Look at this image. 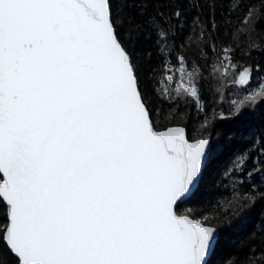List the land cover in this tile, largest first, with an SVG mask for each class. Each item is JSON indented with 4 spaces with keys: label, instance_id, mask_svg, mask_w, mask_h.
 I'll return each instance as SVG.
<instances>
[{
    "label": "snow or ice",
    "instance_id": "1",
    "mask_svg": "<svg viewBox=\"0 0 264 264\" xmlns=\"http://www.w3.org/2000/svg\"><path fill=\"white\" fill-rule=\"evenodd\" d=\"M0 0V240L13 264H212L221 235L264 201V130L217 168L188 113L231 81L243 117L264 104V65L242 64L264 30V0ZM199 6V5H198ZM142 46L144 70L136 55ZM257 87L252 88L254 79ZM166 104L167 107L158 106ZM256 240L255 234L249 237ZM230 264H264L259 243Z\"/></svg>",
    "mask_w": 264,
    "mask_h": 264
},
{
    "label": "trees",
    "instance_id": "2",
    "mask_svg": "<svg viewBox=\"0 0 264 264\" xmlns=\"http://www.w3.org/2000/svg\"><path fill=\"white\" fill-rule=\"evenodd\" d=\"M253 3L259 5L260 0H253ZM184 7L188 10L190 16L199 13L203 18H207L211 13V8L204 0H190ZM227 11V0H218L215 6L217 19L220 18L222 12L227 13ZM251 43L264 46V30H258L255 36L252 37ZM136 55L143 69L147 70L149 62L147 53L142 46H137ZM240 62L242 64L259 63L264 65V53L253 50L250 57H245ZM257 80L258 78L253 80L252 88L257 87ZM216 87L217 85L213 82L212 91L207 94L203 111L197 112L193 105L183 108L189 116L186 127L194 138L201 135L197 129L205 122V119L209 121L208 130L203 132V136L211 138L212 165L199 188L198 196L203 203L187 205V207H198L205 214L213 212L214 206H210L208 202L216 193L223 190L222 187L217 188L212 182L216 169L227 164L232 153L239 151L247 144L250 130H264V104H259L255 110L248 108L243 117L237 118V115L230 114L232 102L243 100L247 95V91H241L238 86H234L231 81H228L221 89L220 94L216 95ZM158 106L167 107L166 104H158ZM230 219L232 224H239V226L228 229L224 223H216L221 235L212 258V264H230L234 254L239 252L243 255L247 251V247L241 249L242 242L259 243L260 236L264 235V201H259L254 207L244 211L239 220L231 215ZM253 234L256 235V240L249 239ZM0 264H13L12 256L5 248L2 240H0Z\"/></svg>",
    "mask_w": 264,
    "mask_h": 264
},
{
    "label": "rangeland",
    "instance_id": "3",
    "mask_svg": "<svg viewBox=\"0 0 264 264\" xmlns=\"http://www.w3.org/2000/svg\"><path fill=\"white\" fill-rule=\"evenodd\" d=\"M206 98H207V95L205 96L204 103H206ZM186 132H187V136H188L189 140H192L194 137H193V135L189 132V130H188L187 127H186ZM205 137H207V138L211 141V138H210V137H208V136H205Z\"/></svg>",
    "mask_w": 264,
    "mask_h": 264
},
{
    "label": "water",
    "instance_id": "4",
    "mask_svg": "<svg viewBox=\"0 0 264 264\" xmlns=\"http://www.w3.org/2000/svg\"><path fill=\"white\" fill-rule=\"evenodd\" d=\"M211 142V141H210ZM4 243V242H3Z\"/></svg>",
    "mask_w": 264,
    "mask_h": 264
}]
</instances>
